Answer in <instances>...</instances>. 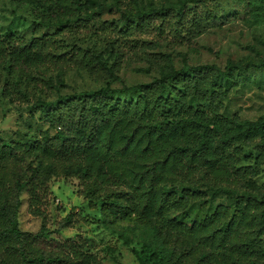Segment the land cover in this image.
<instances>
[{"label":"trees","instance_id":"1","mask_svg":"<svg viewBox=\"0 0 264 264\" xmlns=\"http://www.w3.org/2000/svg\"><path fill=\"white\" fill-rule=\"evenodd\" d=\"M15 1L31 6L36 33L55 29L60 35L90 20L107 27L88 15L84 0ZM238 2L249 19L264 20V0ZM220 13L219 0H180L126 19L130 31L157 20L161 31L182 41ZM55 36L30 42L0 36L1 95L33 104L54 132L18 141L0 137V264H103L75 244L51 239L74 225V213L55 232L45 220L37 233L20 229L22 195L35 200L53 180L78 182L79 196L104 224L135 220L149 231L155 243L135 253L140 264H264V185L255 182L264 167V116L252 122L226 114L228 84L264 62L170 68L150 83L107 84L48 103L37 94L48 87L35 77L37 68L78 69L108 81L131 61L153 66L162 57L142 46L130 58L120 52L108 66L94 50L75 46L62 53ZM209 192L230 202L204 211Z\"/></svg>","mask_w":264,"mask_h":264},{"label":"rangeland","instance_id":"2","mask_svg":"<svg viewBox=\"0 0 264 264\" xmlns=\"http://www.w3.org/2000/svg\"><path fill=\"white\" fill-rule=\"evenodd\" d=\"M179 1L84 0L88 15H94L107 27H100L90 20L73 24L57 35L55 29L35 32L39 20L33 16L31 6L20 5L15 0H0V36H15L20 41L30 42L42 34L56 35L62 53L69 52L75 46L83 51L94 50L108 66L115 63L120 52L130 58L142 46L151 45L149 53L162 55L155 58L153 66L145 61H131L130 66L124 65L120 73L108 81L98 80L78 69L62 73L54 67L37 68L35 77L48 85L41 92L39 88L37 94L48 103H55L64 96L97 91L107 84L121 89L150 83L160 78L162 73L169 72L170 68L180 70L213 64L225 69L231 63L264 62V20L255 22L249 19L245 7L238 0H219L220 15L191 38L183 35L185 39L182 41L168 31H161L157 20L142 23L134 31L128 29V15L135 19L138 13L170 8ZM226 94L227 116L237 115L243 121L252 122L263 117L264 68L237 73L226 87ZM32 106L21 105L13 97L4 98L0 91V137L7 141H18L48 131L49 124L44 115L34 112ZM49 131L51 135L54 134L52 130ZM255 182L264 185V167ZM21 202L19 226L23 232H39L44 220L48 228L55 232L62 219L71 213L76 214L74 225L63 232L53 233L51 239L60 244H75L78 249L96 255L103 264H140L135 253L141 251L143 244L155 243L151 233L135 220L115 225L104 224L98 211L89 210L87 203L79 196L78 182L75 180H53L48 190L36 193L35 200L24 193ZM206 202L202 207L209 212L217 204L230 201L224 194L209 192Z\"/></svg>","mask_w":264,"mask_h":264}]
</instances>
